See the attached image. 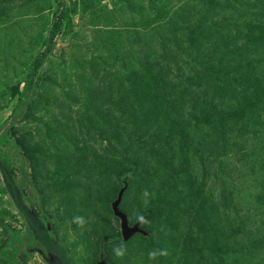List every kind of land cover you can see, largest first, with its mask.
Segmentation results:
<instances>
[{"label":"rangeland","instance_id":"374dc122","mask_svg":"<svg viewBox=\"0 0 264 264\" xmlns=\"http://www.w3.org/2000/svg\"><path fill=\"white\" fill-rule=\"evenodd\" d=\"M0 158L71 264H264V0H0Z\"/></svg>","mask_w":264,"mask_h":264},{"label":"water","instance_id":"95a60500","mask_svg":"<svg viewBox=\"0 0 264 264\" xmlns=\"http://www.w3.org/2000/svg\"><path fill=\"white\" fill-rule=\"evenodd\" d=\"M0 171L2 173L4 182L8 188V192L17 207L18 211L22 214L27 223L28 228L32 231L36 240L43 246V248L53 257V261L49 264H71L64 247L59 241L51 234L49 226L44 223L38 215L35 214L33 209L26 204L22 199V193L16 184L14 178L10 174L8 168L0 158ZM122 191H120L117 199L112 204V209L115 215L121 219L122 237L128 239L135 232L141 231L140 223L129 225L127 215L119 209Z\"/></svg>","mask_w":264,"mask_h":264},{"label":"trees","instance_id":"16d2710c","mask_svg":"<svg viewBox=\"0 0 264 264\" xmlns=\"http://www.w3.org/2000/svg\"><path fill=\"white\" fill-rule=\"evenodd\" d=\"M56 26V24H55ZM58 26V25H57ZM54 39H55V32H51L50 34V37H49V46H52L53 42H54ZM36 64L37 65H40L42 63V58H37L36 59ZM2 160V159H1ZM4 163V162H3ZM7 167V166H6ZM18 187L19 189L21 190V193L22 195H24V192L22 191L21 187L22 185L21 184H18ZM27 198V203L28 205L31 207V204H32V199L30 197H26ZM42 221L44 223H46V221L41 218ZM15 241L18 243V244H24L28 247H37V249L41 250L43 256L48 260V261H51V255L43 248V246L36 240V238L34 237L32 231L27 227L26 229V232L24 233H18L16 235V238H15ZM39 247V248H38Z\"/></svg>","mask_w":264,"mask_h":264},{"label":"clouds","instance_id":"9594fccd","mask_svg":"<svg viewBox=\"0 0 264 264\" xmlns=\"http://www.w3.org/2000/svg\"><path fill=\"white\" fill-rule=\"evenodd\" d=\"M74 219L77 221V223L83 225L84 221H83V218L82 217L76 216V217H74ZM119 254L120 253H118V255ZM160 255H166V253L165 252H161ZM155 256H156V253L155 252H149V257H155Z\"/></svg>","mask_w":264,"mask_h":264}]
</instances>
